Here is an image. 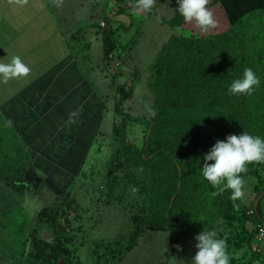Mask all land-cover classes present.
<instances>
[{
  "label": "rangeland",
  "instance_id": "obj_1",
  "mask_svg": "<svg viewBox=\"0 0 264 264\" xmlns=\"http://www.w3.org/2000/svg\"><path fill=\"white\" fill-rule=\"evenodd\" d=\"M64 1L69 2L70 8H77V16L73 15L75 18L71 19L69 27L78 34L71 40L70 49L75 58L78 54L82 72L90 76L87 79L92 82L93 90L101 98L98 105H95L100 115L96 116L89 128L93 131L84 134L79 121L78 125L69 122L65 126L63 122L67 119L58 118L53 123L52 130L46 128V138L43 139L46 144L37 140H30L28 144L24 135L0 116V162L13 166L14 170L27 167L30 172L28 180L38 182L40 172L43 177L48 175L53 183L50 184L52 191L45 190L38 195L25 192L23 202L17 196L0 194V243L5 245V250L11 255L20 254L22 245L34 229L38 213L51 206L55 196L63 190L69 194V201H72L70 208L67 204L64 206L69 222L62 218L60 228L65 238L71 241L67 244L68 251H58L54 260L48 258L51 254L48 251L45 255L47 258H28L23 264H120L119 257L115 258L104 247L131 234L134 216L148 217L158 210L166 211L167 208L166 189L160 186L163 180L161 174L144 162L138 153L144 145L146 127L129 122L125 128V139L114 134V126L117 127L122 122V117L114 110L116 101L122 91L128 90L134 83V93L124 103L123 110L134 117L149 119L157 94L163 93L164 89L154 67L163 46L175 37L204 38L225 33L236 21L243 19L245 14L233 11L234 15L229 17L228 24L223 28L217 26L208 32H201L194 24L184 22L176 11L177 0H156L149 12H137L132 7L134 0ZM221 5L224 11L228 9L226 0L221 1ZM208 7L217 19L220 11L213 5ZM122 10L125 11L121 13ZM108 19L121 43L110 62H106L103 50V34L108 31V26H101V22L107 25ZM240 22L242 26L239 28L248 34L246 42L251 47V53L258 46H264V23L257 19L248 21L246 18ZM86 26H89V30ZM69 111L72 113L71 109ZM87 112L85 109V113ZM236 118L234 123L229 122V129H221L220 125L217 129L211 124L213 118L204 110L167 109L160 114L159 123L153 130L154 137L157 143L173 153H196L202 155L203 159L216 140H226L230 134H241L239 118ZM37 129L36 123L29 131V136L33 135L34 138L39 133ZM64 130L68 134L75 131L79 140L69 141L68 135L62 134ZM50 131L54 136H50ZM128 146L132 147L131 152L125 151ZM38 149L41 150V156L56 159L47 161L52 166L46 172L38 170ZM54 149L60 151L58 157L52 154L55 153ZM30 152L32 158L29 159L27 155H31ZM117 156L121 159L113 165ZM32 159L35 164L28 162ZM255 168L257 175L245 179V197L235 202L239 205L238 208L231 201L229 205L222 208L218 206L216 210L214 207L208 208L202 217L198 212L187 209L184 211L183 218L190 220L195 229L215 231L217 238L226 240L230 264L232 260L238 263L264 264L261 261L264 259V236L257 234L250 245L244 243L241 249L234 245L239 241L244 228L249 232L257 228L252 218L256 215L255 206L258 204L264 221V163H257ZM216 212L219 215L210 217L211 213ZM244 214L250 218L246 223L243 220ZM207 217L208 221L205 222L204 218ZM168 228L177 230L176 225ZM45 234V231L41 233L42 236ZM47 238L55 240L51 235ZM175 238V234L170 232H146L126 260L129 257L128 264H158ZM181 246L183 251H178L175 247L172 257L164 260L165 264H192L194 252L186 244ZM259 254L260 260L253 259V256ZM12 257H7L4 248L0 246V263L19 264Z\"/></svg>",
  "mask_w": 264,
  "mask_h": 264
},
{
  "label": "trees",
  "instance_id": "obj_2",
  "mask_svg": "<svg viewBox=\"0 0 264 264\" xmlns=\"http://www.w3.org/2000/svg\"><path fill=\"white\" fill-rule=\"evenodd\" d=\"M219 1L214 0L212 5ZM124 11L122 10L121 13ZM244 14L243 19L246 18L248 21L257 19L260 23H264L263 8H255ZM241 20L236 21L225 33L204 38L175 37L163 46L154 66L156 75L161 78L164 88L163 93L160 92L159 95L158 92V97L152 108L156 113L154 117L150 115L149 119L137 118L123 110L124 103L134 93V83L128 90L122 91L120 98L116 101L114 110L117 115L122 117V122L119 126H114V134L125 139V128L129 122L146 127L144 145L138 153L144 162L152 165L161 174L163 180L160 182V186L166 189L165 207L167 208L166 211L158 210L154 215L148 217L134 216L131 234L127 238L108 243L104 247L109 253H113L115 258L119 257V262H122L125 256L138 246L146 232H170L177 238L158 263L165 264L164 260L171 258L174 254L175 245H180L183 239H187L195 247L197 243L195 237L202 232L195 229L190 220L183 218L186 209L198 212L202 217L207 213L208 208L214 207L216 210L218 206L222 208L231 203L230 190L221 195L213 194L216 189L203 177L201 172L204 163L202 155L188 152L173 153L156 142L153 130L158 125L160 114L163 111L167 109L204 110L210 118H213L211 124L217 129L219 125L221 129L224 127L229 129V122L234 123L233 120H237L236 117H238L240 123H237L241 128V134L247 132L264 139V46H258V49L251 53V47L246 42L248 34L239 28L242 26ZM106 26H108V31L103 34V50L106 62H110L113 59V54L120 49L121 43L115 36L116 30L112 28L110 19L107 20ZM77 34L78 32L71 37V40L75 39ZM77 56L78 54H76V58ZM245 68H252L259 77V87L251 96L229 94L228 89L231 83L236 79L243 78ZM0 116L4 118L1 114ZM10 129L12 130L11 127ZM150 130L151 134H149ZM39 149L37 150L39 155L36 158L39 164L38 170H47L49 166H52L47 161H56V159L41 156ZM54 150L55 153L52 154L58 157L60 151ZM125 151L131 152L132 147H125ZM27 157L32 158V154H28ZM27 157H25V161ZM120 159V156H117L113 165H116ZM32 160H28V162ZM210 163H214V161ZM256 164L247 165V173L241 174L244 179L257 175ZM12 167L0 162V194L8 193L12 197L17 196L23 202L27 191L38 193L46 187L52 189L50 184L53 183L50 182L49 177L45 178L46 176L41 175L43 180L40 186L35 189L26 177L30 174L27 167L23 166L20 170H14ZM115 169H118V166H115ZM66 204L70 208L72 201H69V194L61 190L55 196L53 204L38 213L34 229L22 245L20 254L11 255L9 251L5 250V245L0 243V246L4 248L5 255L13 256L19 261V264H23L28 258L37 260L43 257L47 258L45 255L48 251L51 253L48 256L50 260L57 258L58 251L67 252V244L71 241L67 237L65 238L60 229L62 218L65 219V222H69V216L64 211ZM255 210L256 215L252 218L253 222L256 226L264 225L259 204L255 206ZM215 214L219 215V212L211 213L210 217ZM204 220L208 221V217ZM243 220L246 223L250 218L244 214ZM172 225H176L177 230L168 228ZM43 231L49 236L55 237V240H48L47 234L42 236ZM257 234V228L252 232L244 228L239 241L234 245L237 249H241L244 243L250 245ZM9 245L11 244L9 243ZM195 249L197 252L198 249L196 247ZM253 259L260 260L261 256H253ZM231 263L250 264L238 263L235 260H232Z\"/></svg>",
  "mask_w": 264,
  "mask_h": 264
},
{
  "label": "crops",
  "instance_id": "obj_3",
  "mask_svg": "<svg viewBox=\"0 0 264 264\" xmlns=\"http://www.w3.org/2000/svg\"><path fill=\"white\" fill-rule=\"evenodd\" d=\"M221 1L213 5L221 13L216 19L220 28L228 24L229 17L236 10L246 13L255 8L264 9V0H226L228 9L224 11ZM213 2L211 0L209 5ZM69 6V2L64 0H56L55 3L53 0H29L24 6H18L10 0H0V62L7 64L13 56H19L30 68L27 77L0 83V114L17 132L24 135L28 144L30 140L46 144L43 140L46 138V128L52 130L58 118L67 119L63 125L69 122L78 125L80 122L84 134L93 131L89 128L96 116L100 115L95 105L101 98L87 79L90 76L82 72L81 63L71 53V37L76 30L73 31L69 26L71 19L77 16V8ZM86 28L89 30V26ZM36 123L39 133L33 138V135L29 136V131ZM50 134L54 136L52 131ZM62 134L68 135L69 141L80 138L75 131L68 134L64 130ZM183 244L195 254L196 249L189 240L183 239L180 245ZM130 253L120 264H128L130 259L126 258ZM261 261L264 263V259Z\"/></svg>",
  "mask_w": 264,
  "mask_h": 264
},
{
  "label": "clouds",
  "instance_id": "obj_4",
  "mask_svg": "<svg viewBox=\"0 0 264 264\" xmlns=\"http://www.w3.org/2000/svg\"><path fill=\"white\" fill-rule=\"evenodd\" d=\"M18 5H27L29 0H10ZM55 3L56 0H53ZM156 0H134L132 7L137 12H149L153 9ZM210 0H177L176 11L186 24H194L201 32H208L217 27L213 11L208 7ZM30 68L22 61L21 57L13 56L10 63L0 62V83L9 80L27 77ZM260 85V79L252 68H245L242 79L234 80L228 92L231 95L251 96ZM155 116L154 110L150 113ZM201 168L203 177L216 191L214 195H221L230 190V200L234 207H239L235 202L245 197L246 181L241 174L248 171L247 165L251 163H264V139L253 136L247 132L240 135L230 134L226 140H216L215 144L204 155ZM214 163H210L213 162ZM135 191V189H133ZM195 240L198 249L192 259V264H230V254L227 242L217 238L215 231L203 230ZM178 251H183L181 245L175 246Z\"/></svg>",
  "mask_w": 264,
  "mask_h": 264
},
{
  "label": "flooded vegetation",
  "instance_id": "obj_5",
  "mask_svg": "<svg viewBox=\"0 0 264 264\" xmlns=\"http://www.w3.org/2000/svg\"><path fill=\"white\" fill-rule=\"evenodd\" d=\"M33 164H35L34 162H33V160L31 161ZM41 168V167H40ZM39 170H42L43 172H46V169H39ZM28 173H30V172H28ZM34 174V173H33ZM35 175V174H34ZM41 175L42 174H39V178L37 179L38 180V182H36V180H29L30 181V183L32 184V187L33 188H35L36 189V187H38V186H40V184H41V182H42V180H43V178H41ZM47 177H48V175H46ZM27 177V176H26ZM47 177H45V178H47ZM27 178H29V177H27ZM52 191L53 189H49L48 187H46V188H43L42 190H40L38 193H32V192H29V193H31V194H34V195H38V194H41L43 191ZM28 192V191H27ZM55 199V198H54ZM53 202H54V200H53Z\"/></svg>",
  "mask_w": 264,
  "mask_h": 264
},
{
  "label": "built area",
  "instance_id": "obj_6",
  "mask_svg": "<svg viewBox=\"0 0 264 264\" xmlns=\"http://www.w3.org/2000/svg\"><path fill=\"white\" fill-rule=\"evenodd\" d=\"M101 26H102V28H105L106 23L101 22ZM250 213H253V211H251ZM257 229H258V235H260L261 237L264 236V226L259 224V225H257Z\"/></svg>",
  "mask_w": 264,
  "mask_h": 264
},
{
  "label": "water",
  "instance_id": "obj_7",
  "mask_svg": "<svg viewBox=\"0 0 264 264\" xmlns=\"http://www.w3.org/2000/svg\"><path fill=\"white\" fill-rule=\"evenodd\" d=\"M0 264H2V263H0Z\"/></svg>",
  "mask_w": 264,
  "mask_h": 264
}]
</instances>
